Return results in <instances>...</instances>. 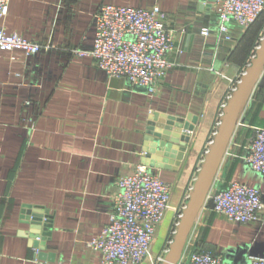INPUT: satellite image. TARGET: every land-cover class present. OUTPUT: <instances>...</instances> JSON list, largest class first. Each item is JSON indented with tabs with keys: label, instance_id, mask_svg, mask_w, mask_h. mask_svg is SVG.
Here are the masks:
<instances>
[{
	"label": "crops",
	"instance_id": "crops-1",
	"mask_svg": "<svg viewBox=\"0 0 264 264\" xmlns=\"http://www.w3.org/2000/svg\"><path fill=\"white\" fill-rule=\"evenodd\" d=\"M217 1H10L1 22L7 33L55 48L35 56L0 51V264H102L87 244L110 222L118 179L135 174L141 164L172 186L171 206L184 211L224 106L264 38L263 14L248 29L232 22L231 41L220 40ZM103 5L158 6L164 14L181 53L171 54L173 67L154 95L72 53L92 49L94 16ZM151 122L155 131L162 124V136L149 142ZM258 129H264V76L211 194L237 181L258 188L264 200V178L243 161ZM26 206L44 208L52 218L40 259L22 220ZM174 210L158 227L142 264L166 256L177 229ZM194 250L212 252L224 264L264 258V223H232L208 200L184 255Z\"/></svg>",
	"mask_w": 264,
	"mask_h": 264
},
{
	"label": "built area",
	"instance_id": "built-area-1",
	"mask_svg": "<svg viewBox=\"0 0 264 264\" xmlns=\"http://www.w3.org/2000/svg\"><path fill=\"white\" fill-rule=\"evenodd\" d=\"M10 1L0 0V51H21L26 56L51 52L55 48L51 42L41 45L18 34L7 33L1 22L9 14ZM263 14L264 0H218L219 39L231 41L229 24L232 22L248 29ZM94 24L92 49H75L72 53L77 57L92 58L110 78L126 79L132 86L143 87L154 95L159 82L173 67L171 54L181 53L165 25L160 8L103 5L94 16ZM203 35L207 36L208 31ZM27 105L32 103L27 102ZM36 120L37 116H34L32 128ZM248 149L243 161L264 178V129L256 131ZM117 186L119 191L114 197L110 222L87 247L100 254L102 264H142L151 256L158 227L174 210L171 206L172 186L150 172L145 164L139 165L135 174L119 178ZM208 200L215 213L232 223H264V200L258 188L234 181L224 190L210 192ZM47 214L49 217L45 215L42 219L40 235L32 238L39 244L34 247L37 259L42 252L40 244H46L49 238L45 233L50 235L52 218L48 211ZM181 216L179 213L176 227ZM164 259L165 256H159L156 264ZM178 264H224V260L212 252L194 250L184 255ZM245 264H264V258H249Z\"/></svg>",
	"mask_w": 264,
	"mask_h": 264
},
{
	"label": "water",
	"instance_id": "water-1",
	"mask_svg": "<svg viewBox=\"0 0 264 264\" xmlns=\"http://www.w3.org/2000/svg\"><path fill=\"white\" fill-rule=\"evenodd\" d=\"M263 76L264 38L261 41L254 58L251 60L249 67L242 75L239 83L224 106L219 127L215 133L213 141L209 145L204 161L199 169L186 207L177 225L176 233L162 264H178L181 261L189 237L195 226L197 217L201 210L208 203L209 194L213 188L223 160L227 154L232 138ZM161 128L162 124L159 125L155 131L154 123L151 122L147 132V141H152L153 136L160 138L162 136ZM189 128L190 126H188V124L184 126V129L186 130ZM171 129L172 127L166 128V133L171 131ZM178 131H183V128L179 127ZM178 133L175 138H178ZM144 152L146 156L149 155L147 151ZM45 215L49 217L47 211H45L44 208H33L30 206L25 207L22 220L23 222L29 224L30 229L28 234L31 236V238L35 239L40 235L43 225L42 219ZM45 227L47 228V225ZM46 236L49 237L50 235L45 233V237ZM38 246L39 244L34 242V247ZM44 246L45 244H40L41 251H43ZM41 256L42 253L39 254L38 258L40 259Z\"/></svg>",
	"mask_w": 264,
	"mask_h": 264
},
{
	"label": "rangeland",
	"instance_id": "rangeland-1",
	"mask_svg": "<svg viewBox=\"0 0 264 264\" xmlns=\"http://www.w3.org/2000/svg\"><path fill=\"white\" fill-rule=\"evenodd\" d=\"M183 213V212H182ZM175 231H176V229H175Z\"/></svg>",
	"mask_w": 264,
	"mask_h": 264
}]
</instances>
